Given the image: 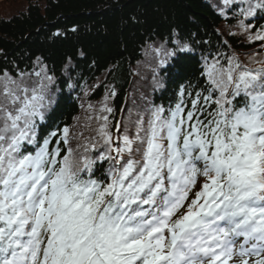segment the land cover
<instances>
[{"label": "snow or ice", "instance_id": "6c2138e0", "mask_svg": "<svg viewBox=\"0 0 264 264\" xmlns=\"http://www.w3.org/2000/svg\"><path fill=\"white\" fill-rule=\"evenodd\" d=\"M219 11L250 33L264 0H220ZM252 38L264 41V26ZM155 51L185 79L190 43ZM203 63L202 86L180 84L174 106L150 102L114 131L105 103L82 151L67 126L39 134L53 77L29 87L5 74L0 264H264V59Z\"/></svg>", "mask_w": 264, "mask_h": 264}, {"label": "trees", "instance_id": "16d2710c", "mask_svg": "<svg viewBox=\"0 0 264 264\" xmlns=\"http://www.w3.org/2000/svg\"><path fill=\"white\" fill-rule=\"evenodd\" d=\"M13 1L22 5L21 10L0 16V91L5 74L18 82L23 79L29 87L36 86L44 73L53 77L48 86L52 103L39 122V134L67 126L70 146L80 151L96 137L95 117L105 103L113 108L114 131L116 123H130L129 114L131 120L137 119L150 102L174 106L180 84L202 86L205 57L225 53L251 68L262 66L253 59H264V41L252 38L264 26V17L258 14L254 28L243 33L231 13L220 14V2L214 6L209 0ZM177 37L194 49L185 61L183 80L176 76L175 61L162 67V57L155 51L162 40ZM107 168V162L97 164L96 175Z\"/></svg>", "mask_w": 264, "mask_h": 264}, {"label": "rangeland", "instance_id": "374dc122", "mask_svg": "<svg viewBox=\"0 0 264 264\" xmlns=\"http://www.w3.org/2000/svg\"><path fill=\"white\" fill-rule=\"evenodd\" d=\"M214 6H218L220 0H209ZM22 5L19 2L13 0H0V16H12L16 12L21 10ZM17 14V13H16ZM138 68V67H137ZM143 69H139L138 72H142ZM2 97V96H1Z\"/></svg>", "mask_w": 264, "mask_h": 264}]
</instances>
